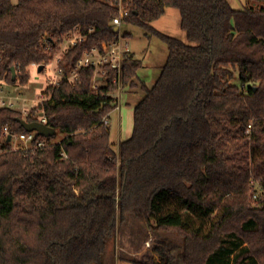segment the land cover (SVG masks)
Segmentation results:
<instances>
[{
  "label": "trees",
  "instance_id": "1",
  "mask_svg": "<svg viewBox=\"0 0 264 264\" xmlns=\"http://www.w3.org/2000/svg\"><path fill=\"white\" fill-rule=\"evenodd\" d=\"M121 1L129 14L117 30ZM168 7L179 9L188 41L152 24ZM131 25L164 40L169 55L152 85L139 75L140 57L124 59L121 87L144 95L118 150L104 122L118 107L115 68L95 80V67H83L76 82L47 87L33 112L44 111L57 132L35 150L13 149L4 127L25 132L24 117L0 106V264H104L129 214L180 234L185 264H264V5L0 0V76L14 83L15 66L26 83L29 65L49 61L42 39L58 49L76 29L87 38L66 54L69 73L85 51L130 38Z\"/></svg>",
  "mask_w": 264,
  "mask_h": 264
},
{
  "label": "rangeland",
  "instance_id": "2",
  "mask_svg": "<svg viewBox=\"0 0 264 264\" xmlns=\"http://www.w3.org/2000/svg\"><path fill=\"white\" fill-rule=\"evenodd\" d=\"M13 2L17 3L18 0H13ZM230 2L236 8L246 6L259 8L264 5V2L248 0H230ZM152 24L162 32L188 41L186 32L181 26V13L175 7H169L167 13L153 21ZM128 28L133 32L132 37L127 39L129 46L137 52L138 57L144 63L139 71L140 76L149 85H152L159 77L162 66L168 58V44L158 36H147L140 27L131 25ZM27 71L30 72L31 77L26 83H22L19 79L10 83L6 79L3 84L4 90L0 91V96L12 104V106H6L20 111L24 118H28L30 115L38 118L41 110L33 112V109L49 97L45 91L54 72L52 70L40 72L33 63L27 67ZM143 95L144 91L140 86H126L115 91L118 107L111 113L110 126L116 150H118L120 140L129 138L133 133L134 107ZM0 106L5 105L0 101ZM63 137L64 134L61 135L58 132L57 141ZM16 139L14 138V143H12L14 150L24 146L23 142H15ZM260 182L259 178L257 186ZM132 261L150 264L161 261H167L170 264H185L183 237L171 230L150 229L145 220L129 214L125 222L119 225L117 234L109 239L104 264H132Z\"/></svg>",
  "mask_w": 264,
  "mask_h": 264
},
{
  "label": "built area",
  "instance_id": "3",
  "mask_svg": "<svg viewBox=\"0 0 264 264\" xmlns=\"http://www.w3.org/2000/svg\"><path fill=\"white\" fill-rule=\"evenodd\" d=\"M129 10L124 6V3L121 1L120 4V13L115 16L113 20V24L117 27L121 28L125 22L126 16H128ZM87 36L79 32L78 30H74L72 33H69L65 39L59 38L57 42H59V48L55 49L53 40L48 38L47 36L44 37L41 41V48L44 53L49 55V61L45 62V67L43 71L52 70L54 72V76L50 77V84L48 86H56L61 83V81L66 78L71 82H76L79 78V71L83 67L94 66L95 67V80L99 77L103 78L108 73V67H112L118 70V75L115 78V82L119 84V89H121V80H122V67L123 61L126 58L127 54L130 50L129 42L123 37L120 36L119 39L114 40L109 43L105 52H101L98 48L93 47L90 50L85 51L83 57L78 61L77 65L73 67L69 73L65 72L64 67L61 65L66 54L69 50L78 44L84 42ZM34 66L39 67L40 63H33ZM42 72V71H41ZM5 77L0 76V91L3 92V84L5 82ZM93 87H97V83L93 84ZM43 95V94H42ZM4 97L0 96V101L3 105L12 106L10 102H7ZM44 111H40L39 117L36 120H41L44 123L48 124V118L46 114H42ZM104 122L108 124L110 122L109 116L104 118ZM252 128V123L249 124L250 131ZM38 132L36 130L33 131H25L22 133L13 134L10 131L8 125L4 127L3 136L8 137L12 135V141L14 138H17L15 142H23L24 146L22 149L24 150H35L41 148L47 144L46 139L39 137ZM46 137V136H45ZM14 143V141H13ZM259 191H264V186L259 183L257 186Z\"/></svg>",
  "mask_w": 264,
  "mask_h": 264
},
{
  "label": "water",
  "instance_id": "4",
  "mask_svg": "<svg viewBox=\"0 0 264 264\" xmlns=\"http://www.w3.org/2000/svg\"><path fill=\"white\" fill-rule=\"evenodd\" d=\"M119 30V27L116 28ZM45 67V64H40L38 67V70L41 72L43 71ZM12 72H13V80L17 79V69L15 66H12ZM42 114H44L42 112ZM19 121L21 124L24 126V128L27 131H33L36 130L39 134L44 135V136H53L56 134L57 129L54 126H51L50 124L44 123L41 120H33L29 121L26 118H20ZM12 139V135L8 136V140Z\"/></svg>",
  "mask_w": 264,
  "mask_h": 264
},
{
  "label": "crops",
  "instance_id": "5",
  "mask_svg": "<svg viewBox=\"0 0 264 264\" xmlns=\"http://www.w3.org/2000/svg\"><path fill=\"white\" fill-rule=\"evenodd\" d=\"M168 8H169V7H168ZM168 8L166 9V12H165V14L167 13V11H168ZM165 14H164V15H165ZM131 37H132V36H131ZM130 50H131L132 52H134V53L136 54V56L138 57V54H137V52H136V51H134V50H133V49H131V48H130ZM143 65H144V64H143ZM140 70H141V69H140ZM140 70H139V71H140ZM139 75H140V73H139ZM120 95H121V94H120ZM120 141H121V140H120ZM118 145H119V144H118Z\"/></svg>",
  "mask_w": 264,
  "mask_h": 264
}]
</instances>
